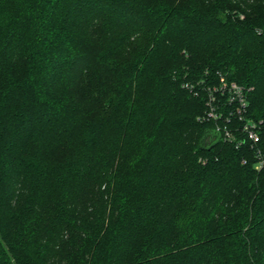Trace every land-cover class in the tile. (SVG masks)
Masks as SVG:
<instances>
[{
  "label": "trees",
  "instance_id": "1",
  "mask_svg": "<svg viewBox=\"0 0 264 264\" xmlns=\"http://www.w3.org/2000/svg\"><path fill=\"white\" fill-rule=\"evenodd\" d=\"M257 149L264 0H0V264H264Z\"/></svg>",
  "mask_w": 264,
  "mask_h": 264
},
{
  "label": "built area",
  "instance_id": "2",
  "mask_svg": "<svg viewBox=\"0 0 264 264\" xmlns=\"http://www.w3.org/2000/svg\"><path fill=\"white\" fill-rule=\"evenodd\" d=\"M227 89L233 95V97L231 98V101L233 100L237 101L238 103L237 111H238V114L241 115L242 113H244V111L247 108L245 90L239 87L238 85H236L235 83H232L228 86L225 82H222L221 91H224ZM215 102H216L215 97L212 94H210L209 99H208V105L210 106V113L208 114V116L212 118L217 117L216 112H215V109H216ZM240 119L242 120L243 118H240ZM260 123L261 122L256 123L252 120H245L243 122L242 132L244 133L245 136H247V139L251 141L252 144H257L259 142V134H258L259 127L258 126ZM221 133H222V136H221L222 140L228 141V142H232L233 140H235L234 135L227 128H223ZM256 156L258 158L256 169L259 170L260 168L264 167V155H262L260 151L257 149Z\"/></svg>",
  "mask_w": 264,
  "mask_h": 264
}]
</instances>
